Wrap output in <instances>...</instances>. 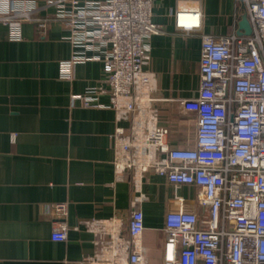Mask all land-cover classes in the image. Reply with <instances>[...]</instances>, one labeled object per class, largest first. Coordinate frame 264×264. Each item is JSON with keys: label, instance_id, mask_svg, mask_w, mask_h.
Masks as SVG:
<instances>
[{"label": "built area", "instance_id": "1", "mask_svg": "<svg viewBox=\"0 0 264 264\" xmlns=\"http://www.w3.org/2000/svg\"><path fill=\"white\" fill-rule=\"evenodd\" d=\"M243 4L249 36L202 33L200 8L174 13L176 29L201 34L202 48L197 96L171 102L195 121V143L172 148L160 123L155 76L144 67L151 37L164 32L152 20L151 0H0V23L12 40L22 38L24 22L46 28L50 18L42 12L53 9L73 48L61 77L72 80L76 65L101 61L104 83L82 96L84 106L109 94L117 122L131 123L113 135L116 169L132 174L129 220L86 222L97 253L81 264H152L142 241L148 172L164 178L171 194L160 264H264V0ZM186 188L192 197L183 195ZM53 214L52 239L65 241L67 203L54 204Z\"/></svg>", "mask_w": 264, "mask_h": 264}, {"label": "crops", "instance_id": "2", "mask_svg": "<svg viewBox=\"0 0 264 264\" xmlns=\"http://www.w3.org/2000/svg\"><path fill=\"white\" fill-rule=\"evenodd\" d=\"M91 1L105 0H80ZM151 2L152 20L164 32L151 37L144 67L155 76L169 145L191 148L196 123L171 102L199 92L202 39L177 30L174 13L200 8L202 33L228 36L238 32L243 0ZM54 13L42 12L50 18L46 28L24 22L20 40H12L0 23V264H81L97 253L86 222L116 218L127 224L132 211V174L117 171L113 138L118 126L128 130L131 123L117 122L109 94L84 106L82 96L104 83L101 61L76 65L72 80L61 77V63L73 48L69 29ZM144 187L149 199L141 207L143 246L149 262L160 264L171 194L153 172L145 174ZM183 195L192 197L193 191L186 188ZM56 203L68 205L65 241L52 239Z\"/></svg>", "mask_w": 264, "mask_h": 264}, {"label": "water", "instance_id": "3", "mask_svg": "<svg viewBox=\"0 0 264 264\" xmlns=\"http://www.w3.org/2000/svg\"><path fill=\"white\" fill-rule=\"evenodd\" d=\"M253 32V28L250 24V21L248 19V16L246 13L243 14L240 22H239V29H238V32H237V35L239 36H249L251 35Z\"/></svg>", "mask_w": 264, "mask_h": 264}]
</instances>
